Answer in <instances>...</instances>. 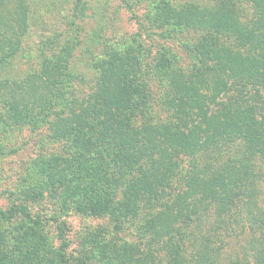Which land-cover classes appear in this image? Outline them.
<instances>
[{
  "label": "trees",
  "instance_id": "16d2710c",
  "mask_svg": "<svg viewBox=\"0 0 264 264\" xmlns=\"http://www.w3.org/2000/svg\"><path fill=\"white\" fill-rule=\"evenodd\" d=\"M10 9L0 0V13ZM146 17V38L158 30L199 31L187 47L195 54L193 64L178 66L166 52L156 59L155 73L165 78L166 123L149 117L154 96L150 80L141 77V53L133 54L132 45L91 60L96 76L89 91L78 92L76 85L67 95L75 76L81 85L88 81L72 65L74 46L67 43L38 70L13 78L7 70L22 50L26 25H12L16 17L3 20L0 118L46 128L48 140L63 142L61 150L49 152L45 168L28 173V198L54 201L58 217L70 211L108 215L121 227L162 197L146 221L142 244L102 251V264H264V213L237 229L236 236H252L248 249L226 254L222 247L234 235L227 220L239 218L256 181L264 180V169L258 170L264 166V0H157ZM13 217L0 210L2 242L21 238L19 228L11 227ZM31 219L23 215L26 224ZM60 222L56 237L63 241L67 226ZM26 239L22 244L34 264H99L90 255L57 249L55 237L33 245ZM162 249L165 258L156 254Z\"/></svg>",
  "mask_w": 264,
  "mask_h": 264
},
{
  "label": "rangeland",
  "instance_id": "374dc122",
  "mask_svg": "<svg viewBox=\"0 0 264 264\" xmlns=\"http://www.w3.org/2000/svg\"><path fill=\"white\" fill-rule=\"evenodd\" d=\"M188 1L203 5L210 0H170L174 4ZM2 2L16 11L10 9L13 12L11 14L7 10L1 11L0 28L3 20L8 17L17 18L13 20L12 25L16 20L25 21L26 25V28L20 25L25 28V35L21 41L22 50L18 58L10 62L7 70L9 76L22 78L38 70L45 58L57 54L69 43L74 46L72 65L77 72H84L88 81L81 85L80 77L75 76L72 79L75 85L70 87L67 95L74 92L76 85L78 92L79 87L83 92H87L88 84L90 85L91 80L96 76L90 61L101 59L111 48L119 49L132 45L133 54L138 51L141 53L139 65L142 69L141 77L145 82L150 80V91L154 96L149 117L159 123H166L169 120L170 111L163 101L165 78L162 79L155 73L156 59L166 52L174 62L177 61L178 66H184V61L193 64L195 54L187 47L197 39L199 31L158 30L157 33H150L146 38L150 27L146 15L152 11L157 0H2ZM12 108L15 111V107ZM5 109L8 112L9 106ZM1 110L3 111V103H0ZM221 126L218 128H222ZM47 138L46 128L38 130L28 125L13 126L0 118V210L10 217L16 215L13 217L15 222L11 227L19 228L18 232L21 236V238L15 235L8 236L4 242L0 239V263L34 264L35 260L29 257L30 249L27 250L22 244L28 240L26 238L32 240L30 245H33L36 241H43L44 238L55 237L54 246L57 249L73 251L74 256L76 253L90 255L94 257V262H99L98 258H101L102 251L107 250L112 254L118 246L142 244L141 236L146 221L158 212L162 197L156 200L153 208H148L132 222L127 223V220L121 223V227L108 215L92 216L70 211L68 215L58 217L54 213L56 211L54 201L44 198L33 202L28 198L29 193L24 188L28 173L33 169L45 168L49 152L61 150L63 146V142L51 141ZM56 144L57 148L53 147ZM257 166L258 164L256 168ZM263 169L262 165L258 167L260 171ZM181 182L175 183L171 189L176 191L181 186ZM262 182H264L262 179L256 181L257 186L253 187L248 201L242 205L239 218L231 222L227 220L234 228V233L230 232L229 235H234L227 239L228 243H222L226 254L234 252L240 254L243 248L248 249V240L252 236L235 234L239 232L237 229L242 224L245 226L249 223L252 215L256 213L259 216L263 215L264 183L260 185ZM167 192L168 190L164 193ZM25 213L29 218H33L28 224L23 220ZM62 220L66 222L67 227L64 232L67 238L58 241L56 236L60 233ZM11 227L8 224L6 231L11 232ZM42 228L40 233L35 231ZM221 242L222 240L218 244ZM156 254L164 258L167 255L163 249ZM123 259L124 257L119 258L121 262H124ZM45 262L47 263L48 260L39 264ZM112 264H115V259H112Z\"/></svg>",
  "mask_w": 264,
  "mask_h": 264
}]
</instances>
